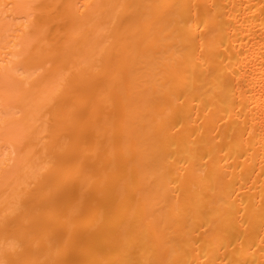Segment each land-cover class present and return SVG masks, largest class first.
<instances>
[{"label": "bare ground", "instance_id": "1", "mask_svg": "<svg viewBox=\"0 0 264 264\" xmlns=\"http://www.w3.org/2000/svg\"><path fill=\"white\" fill-rule=\"evenodd\" d=\"M0 264H264V0H0Z\"/></svg>", "mask_w": 264, "mask_h": 264}]
</instances>
